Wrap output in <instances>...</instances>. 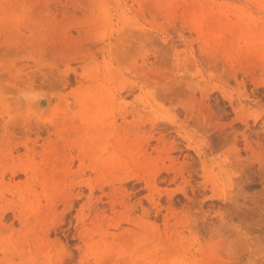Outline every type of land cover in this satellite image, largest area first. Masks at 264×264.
<instances>
[{
    "label": "rangeland",
    "instance_id": "obj_1",
    "mask_svg": "<svg viewBox=\"0 0 264 264\" xmlns=\"http://www.w3.org/2000/svg\"><path fill=\"white\" fill-rule=\"evenodd\" d=\"M198 37L200 44L191 46ZM200 45L211 68L180 69L183 57L193 61L201 54ZM222 66L246 85L239 89L232 81L225 87L226 97L237 102L241 92L249 93L242 103L251 114L250 124L261 132L248 153L238 143L237 160L228 149L211 148L201 139L200 128L183 125V110L174 115L172 109L188 101L189 89L186 94L176 83L191 80L213 86L208 103L216 105L218 99L227 104L228 98L214 90L221 85ZM150 68L166 75L169 88L156 89L157 104L143 109L136 100L141 89L135 76ZM126 107V122L134 114L150 115L154 121L166 116L174 124L161 126L167 139L177 137L179 129L197 140L192 151L178 139L197 161L192 184L199 189V204L181 211L176 202L178 215L166 218L165 211L157 217L137 211L135 222L144 224L146 232L136 224L112 227L107 199L101 200L97 190L113 175L107 171L111 155L126 162L120 156L126 152L122 145H112L119 139L120 112ZM263 113L264 0H0V264H264ZM65 140L76 144L71 152ZM79 149L90 155L89 171L82 177L88 183L84 196L63 225L46 233L50 206L56 203L61 215V200L67 195L62 185L69 184L65 157L76 156ZM79 166L75 159L70 172H78ZM14 169L22 170L12 174ZM140 183L130 180L125 186L139 188ZM167 185L158 183L163 190L176 188ZM146 194L138 191L143 206L149 205ZM168 198L162 195L164 206ZM83 214L84 228L77 220ZM69 222L65 238L62 230Z\"/></svg>",
    "mask_w": 264,
    "mask_h": 264
},
{
    "label": "bare ground",
    "instance_id": "obj_2",
    "mask_svg": "<svg viewBox=\"0 0 264 264\" xmlns=\"http://www.w3.org/2000/svg\"><path fill=\"white\" fill-rule=\"evenodd\" d=\"M201 41L202 38L198 37L191 42V46H193L195 42H197V44H200ZM203 51L204 50L200 45L199 52L201 54L194 56V58H192L193 61L188 60L187 57H183L182 60L179 62L180 69H185L189 67L192 68L194 66L197 68L201 65H203V67H210L212 65L211 60L208 58V56L204 55ZM213 58L215 59V55ZM222 67L223 70L221 68L222 74L220 75L221 78L219 80L221 85L217 88L215 87L214 90L222 92L225 98L227 96L225 95V87H228L230 85L229 83H231L232 81L235 82L237 87L240 89L241 84L244 87L245 81L243 80L241 83L238 82L236 72H233L231 69L228 68L226 69L225 66ZM157 71H155L154 68H150L149 71L143 73L137 72V75L135 76L139 80L137 85H140L141 89V97H139V99H137L136 97V100H138L139 103L144 106L143 109H153L152 103L157 102L156 92L160 89L161 90L158 92H161L163 89L167 90L169 88L166 87L168 83L164 79L166 76L165 73V76H163L160 75L162 72L159 74V71ZM248 77L249 75L245 72V78ZM187 79L188 78H186V80ZM194 83L195 82H192V80L191 82H187L186 84H181V82L176 83L175 86L177 89L183 88V90L186 91V94L187 89H189V93L187 102L181 101L179 103L177 102L178 104L175 103L176 105L172 107V109L174 110L173 114L175 115L177 111L183 110L182 112H184L185 114L183 125L186 126L188 124L189 126L190 123L195 124L202 131L200 137L201 139L202 136L204 137L202 139L203 141L207 142L211 148L218 147L222 149H228L230 152V158H232L233 160L238 159V153L240 151L238 149L239 142H243V150L245 152L248 153V151H252L251 144L253 142V137H256L255 139H257L261 132L259 133L258 130L254 129L255 125L250 124L251 114L247 113V109L242 103V98H247L249 93L247 94L246 91L241 92V94L239 95V100L237 101L238 103L235 101V98L232 99L228 96L226 97L228 98L227 104H224L223 102L221 103V100L217 99L216 105H211L205 99L209 96L208 90L213 86L210 87L209 84L205 83H203L202 85L200 82L197 85H195ZM198 87H200L201 90L200 98L196 96V92L199 91ZM166 90H164L163 92V98L168 97V92ZM160 95L162 96L161 93ZM205 101L207 103H205ZM134 108L135 107H133L132 112L134 111L135 113L137 108ZM160 108H162V105L160 106ZM129 111L130 110L126 107L122 112H120V116L123 120V127L117 132V136L115 138L119 139L116 140L114 144H112L115 146L122 145L126 152L120 154V156L125 157L126 162L123 163L121 158H114L111 155L110 159L112 161L109 163L107 171L112 173L113 175H111L110 178L100 184L99 187H97V190H100L101 192V200L104 197L107 199V201H105V204L108 206L107 210H109L110 215L114 217V222L111 225L112 227L120 229L124 224H136L140 227L143 232H146V227L144 226V224L138 221L135 222L136 218L133 216V214L137 211L141 210V215L144 217H149L152 214H154L156 217L158 215L162 216L163 211H165L167 212V214L164 216L166 218L168 214L175 216L178 215V211L174 207V204L176 202L182 205L183 208L181 211H183L184 209H186L187 211H191L195 206L199 204V200H197L199 189L192 184L193 178L195 175H197L198 172L195 168V163L197 164V161L190 153L185 152V150L189 149H191L192 151L193 149L196 150L198 147L195 146L196 144H193L197 143L195 134L189 135L188 133H186L185 135H182V130L179 129L176 130L177 137L172 140L167 139V135L164 133L166 129L164 128L165 130H161V126H166L167 128H170L172 125L174 126V124L172 123V121L169 122L166 119V116H162L161 119L154 121L150 115L146 117L144 115H139V117H135L134 114L132 115L133 120L130 122H126V117ZM232 115L234 116L232 117ZM253 118L255 119V117ZM176 119L177 118H173V122H177ZM71 126L70 129L74 130ZM70 129L69 131L71 132ZM120 139L123 140V142H120ZM178 139H181L186 143L185 148L187 149L184 150L180 147ZM35 142L36 141H34L33 144H35ZM75 145L76 144L70 143L67 140L64 141V147L67 148L70 152L72 151V149H74ZM16 150H18V147H16ZM89 157L90 155L87 152H84L80 149L78 150V154L76 156H72L70 155V153L66 155L64 160V176L66 174L69 180V184L66 185L63 181L62 185L64 189L67 186V195L64 196L61 200V205L63 206L61 215H58L56 213V203L50 206L51 212L48 215L49 223L43 228L46 233H50L52 230H55L61 225H63L65 221V216L72 209H74L75 202L84 196L83 188L86 187L88 183L85 179H82V177L87 173V171H89V165L86 164V160ZM198 157H200V155ZM75 159H79L80 161L79 171L72 173L70 172V165ZM200 164L202 172L204 173V168H206V165L204 164V161H201ZM17 170L19 171L22 169ZM17 170H12V174L15 173ZM24 171L27 174V168H25ZM79 178L81 180L77 181V179ZM130 180L142 182L140 184H143V186H140L138 188L136 185H132L128 188L125 186V183ZM159 182L171 186H176V188L173 190H163L158 186ZM94 189L95 187L90 188V196L94 194ZM106 189L107 191L105 192ZM140 190L147 192V194L143 197L145 198V200L147 199L146 201L149 203L148 206H143L144 201L142 202V198L140 196H137L138 191ZM164 193L168 194L169 196L167 204L165 206L161 203L162 195ZM1 202L4 204L6 201L5 199H2ZM83 206H81V208H83ZM88 210L90 211V208ZM20 215L21 212L18 211L17 208H15V216L20 217ZM77 220L78 224H80L82 228H84L86 222L85 214H83V217L80 219V221L79 219ZM71 225V222H69V228L62 230L65 238L70 235L69 230ZM182 229H186L184 224H182ZM186 231L189 230L186 229ZM130 234L136 235L134 233Z\"/></svg>",
    "mask_w": 264,
    "mask_h": 264
}]
</instances>
